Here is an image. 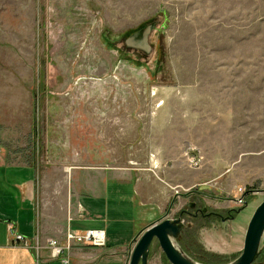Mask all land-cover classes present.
<instances>
[{
  "label": "rangeland",
  "instance_id": "rangeland-1",
  "mask_svg": "<svg viewBox=\"0 0 264 264\" xmlns=\"http://www.w3.org/2000/svg\"><path fill=\"white\" fill-rule=\"evenodd\" d=\"M25 1L0 0L2 25L29 28L0 60L7 150L13 134L34 160L60 148L61 163L73 153L79 166L156 164L193 259L201 227L247 232L264 190L216 194L213 180L239 154L264 167V0H36V12ZM153 22L150 54L127 45ZM149 264H171L157 241Z\"/></svg>",
  "mask_w": 264,
  "mask_h": 264
},
{
  "label": "crops",
  "instance_id": "crops-1",
  "mask_svg": "<svg viewBox=\"0 0 264 264\" xmlns=\"http://www.w3.org/2000/svg\"><path fill=\"white\" fill-rule=\"evenodd\" d=\"M16 1L21 10L20 2L25 0ZM29 1L33 2L36 12V0ZM0 23L1 60L3 50L23 49L19 38L28 35L29 28L25 33L18 27L8 28L2 25L1 17ZM2 128L0 264H130L133 250L148 227L179 217L173 211L168 215L174 206V196L158 175L156 164H152L151 170L105 166L94 161L79 166L78 156L73 153L62 164L60 148L57 158L56 154H43L34 160L27 157L24 149L16 147L19 141L13 134V147L7 150L8 146L3 143L7 133ZM16 130L13 128L12 132ZM24 145L22 140L20 146ZM247 155L239 154L227 171L214 177L216 194L220 191L236 197L239 189L264 190V167L258 164L259 171H252L256 163L246 161ZM52 157V166L46 168L44 162ZM109 158L114 161V157ZM233 208L236 206L230 207ZM89 230L104 231L106 246L75 244L56 257L48 245L50 241H57L64 246L69 233L82 235ZM18 236L24 241H17ZM245 236L246 228L227 236L217 229L201 227L200 243L207 252L227 258L229 264L243 252Z\"/></svg>",
  "mask_w": 264,
  "mask_h": 264
},
{
  "label": "water",
  "instance_id": "water-1",
  "mask_svg": "<svg viewBox=\"0 0 264 264\" xmlns=\"http://www.w3.org/2000/svg\"><path fill=\"white\" fill-rule=\"evenodd\" d=\"M157 22L150 23L139 32L133 34L127 45L134 48H142L145 53H151L149 45L152 31ZM195 205H191L194 208ZM205 214L207 209L197 213ZM183 214L176 219H164L146 229L137 242L131 255L130 264H149L151 249L155 241L171 264H201L189 256L177 243L183 234L185 221ZM209 217L211 215H208ZM233 219V218H231ZM223 221H226L223 219ZM264 248V201L257 208L245 236L244 248L241 255L229 264H257Z\"/></svg>",
  "mask_w": 264,
  "mask_h": 264
},
{
  "label": "built area",
  "instance_id": "built-area-1",
  "mask_svg": "<svg viewBox=\"0 0 264 264\" xmlns=\"http://www.w3.org/2000/svg\"><path fill=\"white\" fill-rule=\"evenodd\" d=\"M191 164L194 166H199L201 159L198 157H193L191 160H189ZM236 203L239 205H246L244 197L236 200ZM17 241H24V238L21 236L17 237ZM106 234L104 231L101 230H89L86 233L82 235H75L69 233L66 238V243L64 246H61L57 241H50L48 243L49 247L52 248L53 254L58 257L60 256L65 250L69 251L72 249L75 244L80 245H91L94 247H105L106 246ZM69 263V261H67Z\"/></svg>",
  "mask_w": 264,
  "mask_h": 264
},
{
  "label": "trees",
  "instance_id": "trees-1",
  "mask_svg": "<svg viewBox=\"0 0 264 264\" xmlns=\"http://www.w3.org/2000/svg\"><path fill=\"white\" fill-rule=\"evenodd\" d=\"M244 208H241L239 210H231L229 212V215L232 217V218H235L237 214H239ZM204 217V216H203ZM211 217V216H210ZM205 218V217H204ZM208 218V217H207ZM199 246V250H201V252L199 251H194V255H195V260L200 262V263H203V264H222L221 261L224 260V257H221L219 255H215V254H211L209 252H207L206 250L203 249L202 246L198 245ZM192 247V246H191ZM193 249V247H192ZM220 261V262H219ZM225 264V263H223ZM257 264H264V248H263V251L261 253V256L260 258L258 259V263Z\"/></svg>",
  "mask_w": 264,
  "mask_h": 264
},
{
  "label": "flooded vegetation",
  "instance_id": "flooded-vegetation-1",
  "mask_svg": "<svg viewBox=\"0 0 264 264\" xmlns=\"http://www.w3.org/2000/svg\"><path fill=\"white\" fill-rule=\"evenodd\" d=\"M186 215H187V214H186ZM208 215H209V214H205L204 217L207 218V217H209ZM188 216H190V215H188ZM202 216H203V215H202ZM213 216H214V215H213ZM213 216L211 215V217H213ZM230 219H231V218H230Z\"/></svg>",
  "mask_w": 264,
  "mask_h": 264
}]
</instances>
